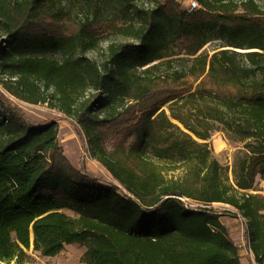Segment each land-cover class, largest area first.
<instances>
[{
  "label": "trees",
  "instance_id": "obj_1",
  "mask_svg": "<svg viewBox=\"0 0 264 264\" xmlns=\"http://www.w3.org/2000/svg\"><path fill=\"white\" fill-rule=\"evenodd\" d=\"M126 1L109 20L98 0L78 17L62 0H0V264L32 243L44 256L78 243L86 264H243L216 202L244 218L264 264V186L249 192L264 182V0H196L192 11ZM108 22L127 39L91 59ZM211 38L222 45L202 52ZM15 99L72 120L119 185L77 168L59 119L32 120ZM216 131L243 144L233 181Z\"/></svg>",
  "mask_w": 264,
  "mask_h": 264
},
{
  "label": "rangeland",
  "instance_id": "obj_2",
  "mask_svg": "<svg viewBox=\"0 0 264 264\" xmlns=\"http://www.w3.org/2000/svg\"><path fill=\"white\" fill-rule=\"evenodd\" d=\"M89 0H62V4L67 10L74 15L83 16L88 9ZM103 9H105L104 17L111 20L117 15L122 8V5H127L126 0H98ZM182 6H187L191 0H178ZM157 0H137L135 3L136 8H143L152 6ZM261 5L264 7V2L261 1ZM125 19H129V16H125ZM127 39L125 36L110 25L105 23L101 28V34L99 35V44L87 50V55L94 60H98L101 51L105 50L107 45L114 41H120ZM222 45V41L219 39L211 38V40L203 47L202 52H212L214 49ZM45 55L54 57L57 59L62 58L60 52L50 50ZM15 101L24 109L26 114L35 121H45L48 119H59L60 131L58 135L59 144L63 146L65 154L70 161L77 167L81 168L88 173L97 176L104 183L118 184L112 174L97 160L89 157L85 147V139L77 125L74 124L69 118L60 119L61 114L57 110L42 104H31L18 99ZM221 140V141H217ZM210 143L213 148V154L219 160L222 166L223 177L227 181H233V170L236 164V157L242 150L243 144L239 141H233L228 139L223 132L216 131ZM111 146V144H109ZM119 185V184H118ZM264 186V182L257 179L256 190H249V192L257 193L262 192L261 188ZM191 206H199V203L191 201ZM217 211L223 212L221 219L227 226L229 237L239 245V250L243 264H257L254 260L253 253L249 250L247 239L245 238L244 218L238 214L237 210L229 204L216 202L211 205ZM71 216H78L73 211L65 210ZM33 239V238H32ZM86 250L85 246L78 243L68 244L65 246L59 254L55 256H44L40 251L34 249L32 243L29 249H26V256L24 260L18 264H86L82 262V256Z\"/></svg>",
  "mask_w": 264,
  "mask_h": 264
},
{
  "label": "built area",
  "instance_id": "obj_3",
  "mask_svg": "<svg viewBox=\"0 0 264 264\" xmlns=\"http://www.w3.org/2000/svg\"><path fill=\"white\" fill-rule=\"evenodd\" d=\"M197 7H198V3H197L196 0H191L190 3L187 5V9H188L189 11H192V10L196 9ZM247 243H248V241H247ZM248 247H249V246H248ZM249 250H250V248H249ZM250 251H251V250H250Z\"/></svg>",
  "mask_w": 264,
  "mask_h": 264
},
{
  "label": "bare ground",
  "instance_id": "obj_4",
  "mask_svg": "<svg viewBox=\"0 0 264 264\" xmlns=\"http://www.w3.org/2000/svg\"><path fill=\"white\" fill-rule=\"evenodd\" d=\"M217 141H221V140H217Z\"/></svg>",
  "mask_w": 264,
  "mask_h": 264
},
{
  "label": "crops",
  "instance_id": "obj_5",
  "mask_svg": "<svg viewBox=\"0 0 264 264\" xmlns=\"http://www.w3.org/2000/svg\"><path fill=\"white\" fill-rule=\"evenodd\" d=\"M254 256V255H253Z\"/></svg>",
  "mask_w": 264,
  "mask_h": 264
}]
</instances>
